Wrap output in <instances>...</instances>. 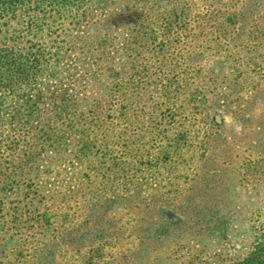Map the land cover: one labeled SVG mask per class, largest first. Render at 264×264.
<instances>
[{
    "label": "trees",
    "instance_id": "obj_1",
    "mask_svg": "<svg viewBox=\"0 0 264 264\" xmlns=\"http://www.w3.org/2000/svg\"><path fill=\"white\" fill-rule=\"evenodd\" d=\"M253 3L201 14L192 0H0V264H16L11 253L21 260L19 232L50 228L72 201L83 220L66 233L77 252L90 250L85 264L102 258L98 244L135 198L144 212L157 211L155 226L182 225L140 190L112 185L134 166L194 153L190 131L175 125L178 109H222L240 126L252 120L250 108L242 110L264 102V84L242 92L247 106L236 108L232 53L223 48L230 29L243 33V9ZM197 22L209 27L197 32ZM147 122L144 140L131 133ZM152 236L164 238L162 230ZM60 238L32 250L30 264H54ZM254 238L247 255L228 264H264V202L262 234Z\"/></svg>",
    "mask_w": 264,
    "mask_h": 264
},
{
    "label": "rangeland",
    "instance_id": "obj_2",
    "mask_svg": "<svg viewBox=\"0 0 264 264\" xmlns=\"http://www.w3.org/2000/svg\"><path fill=\"white\" fill-rule=\"evenodd\" d=\"M252 1L216 0L214 6H207L203 0H192L201 14H210L225 7L234 13L245 6L250 7ZM262 1L254 0L249 12L243 9L248 15L243 33L240 34L236 28L230 29L228 39L231 44L226 43L223 48L228 46L232 53L235 89L231 103L235 102L236 108L247 106L246 101L238 100L243 98L240 97L242 92L248 94L264 84ZM195 26L197 32L200 27H209L200 26L198 22ZM194 86L201 87L199 80L195 81ZM249 108L253 118L244 126L230 118H223L222 109L191 108L187 109L186 114L178 109L175 125L178 129L190 131L191 141L195 145L194 153L184 151V161H181V157L171 159L166 164H156L149 159L153 161L152 164L148 163L149 168L134 166L132 171L122 173L119 180L114 179L112 187L117 185L121 191L126 188L130 191L135 188L140 190L148 203H154L153 208L164 207L168 217L174 222L181 220L182 225L172 226L168 230L155 226L162 223L157 211L144 212L146 210L140 208L141 204L135 198L131 211H121L115 215L113 229L107 233L108 240L98 244L99 247L103 246V256L101 258L94 254L93 264H228L246 256L254 245V237L262 234L264 202V102L257 99L242 111ZM149 127L148 122L141 123L133 126L131 133L144 140L143 135L149 131ZM256 137L259 144L251 145ZM139 144L143 146L144 142L139 141ZM158 149L151 151L156 153ZM127 175L132 176L129 179L131 182L124 180L123 177ZM112 187L111 184L108 186ZM55 210L53 207L52 213ZM78 211L74 201L71 205L66 203L65 214L60 218L53 217L50 228L44 223L37 226L35 231L28 226L29 230L23 229L22 234L19 232V239L24 244L19 253L21 260H16L15 253H11V262L30 264L32 250L64 235L65 240L60 238L56 247L59 254L54 264H85L90 250L77 252L66 233L68 228L83 220ZM105 226L103 220L95 229L101 230ZM161 230L164 240L152 241V235ZM146 235L151 238L143 245L141 238H146ZM138 250L144 252V257L136 258L133 255Z\"/></svg>",
    "mask_w": 264,
    "mask_h": 264
}]
</instances>
